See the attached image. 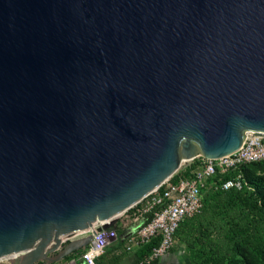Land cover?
<instances>
[{
	"label": "water",
	"instance_id": "95a60500",
	"mask_svg": "<svg viewBox=\"0 0 264 264\" xmlns=\"http://www.w3.org/2000/svg\"><path fill=\"white\" fill-rule=\"evenodd\" d=\"M248 132L264 0H0V262L78 254Z\"/></svg>",
	"mask_w": 264,
	"mask_h": 264
},
{
	"label": "built area",
	"instance_id": "2783aa9c",
	"mask_svg": "<svg viewBox=\"0 0 264 264\" xmlns=\"http://www.w3.org/2000/svg\"><path fill=\"white\" fill-rule=\"evenodd\" d=\"M196 166L187 171V167ZM264 162V133L248 132L242 147L229 155L216 160L198 157L186 162L172 178L159 189L144 198L130 210H135L129 223L142 224L126 237L129 250L140 248L155 238L160 239V246L154 249L149 261L159 260L168 254L176 243V234L182 222L201 214L204 209V192L217 178L241 172L242 168ZM239 176V175H238ZM174 178V179H173ZM222 190L241 189L238 177L220 185ZM128 210V211H130ZM126 213V212H125ZM102 226V224H98ZM107 231L96 232L89 246L82 250L80 260L85 264H96L106 241ZM111 236L116 234L112 233ZM81 237V236H80ZM78 238V237H76Z\"/></svg>",
	"mask_w": 264,
	"mask_h": 264
},
{
	"label": "trees",
	"instance_id": "16d2710c",
	"mask_svg": "<svg viewBox=\"0 0 264 264\" xmlns=\"http://www.w3.org/2000/svg\"><path fill=\"white\" fill-rule=\"evenodd\" d=\"M195 166L196 163L191 164L187 171ZM247 167L249 166L242 170ZM238 173L234 172L216 180L223 183ZM204 207L208 218L198 247L210 253V257L205 258L208 264H251L249 256L264 264V196L258 182L248 180L239 190L233 188L225 191L219 188L207 196ZM159 246V238L141 246L136 254L138 263H147L154 249ZM122 258L111 264H117ZM157 263L158 260H154L149 264ZM77 264L85 263L79 260Z\"/></svg>",
	"mask_w": 264,
	"mask_h": 264
},
{
	"label": "rangeland",
	"instance_id": "374dc122",
	"mask_svg": "<svg viewBox=\"0 0 264 264\" xmlns=\"http://www.w3.org/2000/svg\"><path fill=\"white\" fill-rule=\"evenodd\" d=\"M195 163H197V161H195ZM185 165V162L182 163L181 168H184ZM235 177L239 178L242 186L245 185L248 180L258 182L260 184L262 195L264 196V163L249 166L239 172ZM220 185L221 180H216L209 185V187L205 190V202L208 195L221 188ZM134 211L135 210H130L115 217L116 223L103 235L106 243L97 258L96 264H111L118 258H127L137 254L139 248L129 250L128 248L130 247V243L126 240L128 234L137 230V228L142 224V221L139 223H129ZM207 218L208 215L204 207L201 214L182 222L177 231L176 243L168 254L159 258L157 264H208V262L205 261L207 260L205 258L206 256L209 258L210 253H206L207 250L205 251L198 247V241L205 232ZM112 233L116 234L117 239H115V236H111ZM80 255V253L72 255L57 264H77L79 262ZM249 260L251 264H262L257 262L251 256H249ZM0 264H18V260H4L1 261ZM137 264H139L138 261Z\"/></svg>",
	"mask_w": 264,
	"mask_h": 264
},
{
	"label": "crops",
	"instance_id": "0c3cea01",
	"mask_svg": "<svg viewBox=\"0 0 264 264\" xmlns=\"http://www.w3.org/2000/svg\"><path fill=\"white\" fill-rule=\"evenodd\" d=\"M78 238H81V237H78ZM115 239H117V238H115ZM81 252H79V253L81 254ZM137 261H138V258L136 257V255H133V256H130L127 258L123 257L117 264H137Z\"/></svg>",
	"mask_w": 264,
	"mask_h": 264
}]
</instances>
